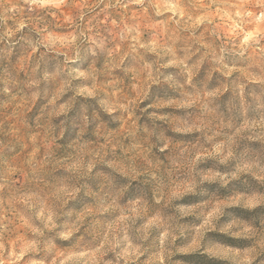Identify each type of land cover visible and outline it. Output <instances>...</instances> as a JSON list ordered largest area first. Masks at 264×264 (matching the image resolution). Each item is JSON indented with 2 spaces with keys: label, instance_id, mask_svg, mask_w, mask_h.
Here are the masks:
<instances>
[{
  "label": "clouds",
  "instance_id": "9594fccd",
  "mask_svg": "<svg viewBox=\"0 0 264 264\" xmlns=\"http://www.w3.org/2000/svg\"><path fill=\"white\" fill-rule=\"evenodd\" d=\"M0 264H264V0H0Z\"/></svg>",
  "mask_w": 264,
  "mask_h": 264
}]
</instances>
